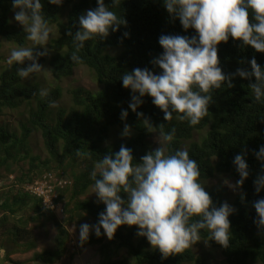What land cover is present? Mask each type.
I'll return each instance as SVG.
<instances>
[{
	"label": "trees",
	"instance_id": "16d2710c",
	"mask_svg": "<svg viewBox=\"0 0 264 264\" xmlns=\"http://www.w3.org/2000/svg\"><path fill=\"white\" fill-rule=\"evenodd\" d=\"M43 15L50 26L56 28V34L49 40L51 55L40 57L38 63L46 64L52 79L60 82L70 78L75 69L87 68L100 86L97 91L75 87L68 91L70 106L64 108L49 107L61 97V88L56 85L48 91L47 97L40 96V85L27 83L17 75L15 63L0 71V118L5 110L15 111L26 107L27 117L18 123L17 129L0 125V242L5 248V264H58L68 252L70 232L68 226L79 225L85 217L97 223L98 214L105 205L91 200H81L87 190L94 186L90 173L95 163L104 155L118 152L121 145L132 150L133 163H139L152 149L149 139L153 133L159 134L160 127L167 133L175 128V140L166 144L167 154L178 149H186L190 158L199 165V181L203 184L217 175H225L236 182L240 177L233 165L237 154L244 153L249 165V176L231 206L236 209L229 217L231 224L230 246L223 248L210 239V233L202 230L200 240L219 250L225 264H264V234L258 231L254 220L256 212L253 202L264 198V191H255L254 181L264 174V167L254 153L264 146V103H257L249 87L252 80L236 76L233 87L223 84L220 89L212 90L209 115L196 126L187 121L173 118L164 120L163 112L152 104V98L143 97V104L137 112L138 117L128 107L133 93L122 86L120 79L124 73L135 68H147L159 74L161 70L152 64L163 49L158 43L161 35H195V30L185 32L178 19L169 16L163 0H120L113 10L119 18L126 21L117 32H111L101 41L94 38L85 42L78 55L82 63L76 64L70 57L74 51L73 34L79 29L78 18L87 10L97 7L96 0H64L61 6L51 5L41 0ZM111 7L112 0H105ZM14 13L12 0H0V50L1 40L17 46H26V33L11 23ZM65 15V19L63 17ZM250 23L252 14H249ZM128 33V37H124ZM36 51H42L37 48ZM115 51V52H112ZM255 58L264 67V53L256 52L251 46L231 37L227 43L218 45L220 67L226 75H233L238 68L251 71L248 61ZM31 63L26 61L25 65ZM34 74L31 78H36ZM138 95V93L136 94ZM122 110L128 111L126 120H121ZM147 119L154 127L148 131ZM129 125L131 136L121 143L107 144L112 129ZM205 130L200 141L193 142L194 134ZM36 135L47 157L41 159L32 151L31 138ZM44 174H54L58 178L68 179L69 185L58 190V201L63 204L64 214L59 219L49 210H45L40 200L26 193L23 187ZM10 177H12L10 179ZM215 207L226 200L220 189H206ZM126 199V194L121 193ZM243 197V199H242ZM51 223L55 228L52 248L36 252L38 242L33 236L30 224L39 220ZM136 226H121L113 238H97L90 233L89 239L79 245L98 246L97 264H208L190 248L181 254L161 259L158 250H153L146 238L136 235ZM194 244L193 246H197ZM33 252L30 259L16 261L15 254ZM124 252V255L121 253ZM73 260V255L69 257Z\"/></svg>",
	"mask_w": 264,
	"mask_h": 264
},
{
	"label": "clouds",
	"instance_id": "9594fccd",
	"mask_svg": "<svg viewBox=\"0 0 264 264\" xmlns=\"http://www.w3.org/2000/svg\"><path fill=\"white\" fill-rule=\"evenodd\" d=\"M51 5L61 6L64 0H47ZM97 7L79 16V29L73 34L74 51L71 61L82 63L78 55L85 42L94 38L105 40L111 32H117L126 21L111 10L120 0H112L111 7L105 0H96ZM169 16L178 19L183 30H195V35H161L158 43L162 54L152 61L161 72L135 68L121 76L122 86L133 93L129 108L138 117L143 113L137 108L143 104V97L152 98V104L164 114L165 121L173 118L187 121L196 126L209 115L212 90L223 84L233 87L232 80H252L249 87L257 103H264V67L255 58L248 61L251 71L238 68L233 75H226L220 67L218 45L227 43L231 37L251 46L256 52L264 53V0H163ZM14 20L22 26L31 47L18 46L10 51L9 65L16 64L17 75L24 80L44 71L38 63L40 57L49 54L47 47L51 28L43 15L41 0H12ZM252 14L250 23L249 14ZM128 37V33H124ZM43 49L36 51L37 48ZM26 61L31 63L25 65ZM138 93V95H136ZM40 96L47 97L48 89L42 88ZM59 105L53 101L49 107ZM127 110H122L121 120H126ZM148 131L154 127L147 119ZM157 135L159 147L133 163L132 150L121 145L118 152L104 155L95 163L90 173L94 181L93 191L97 202L105 205L98 214L97 223L79 225L81 243L89 239L90 232L97 238L102 235L111 240L121 226H136V235L146 238L153 250H158L161 259L181 254L200 241V233L207 230L210 239L223 248L230 246L231 224L229 217L235 208L224 202L219 207L199 181L200 169L197 161L191 159L188 150L178 149L166 155V144L175 140V128L165 132L162 126ZM131 128L125 124L123 137H130ZM264 167V146L254 153ZM233 165L239 175L235 184L225 181L234 192L240 189L249 176V165L245 154H237ZM255 191H264V174L254 181ZM126 194V199L121 193ZM243 199V197H242ZM256 212L254 223L264 234V198L252 205ZM103 230V231H101Z\"/></svg>",
	"mask_w": 264,
	"mask_h": 264
},
{
	"label": "rangeland",
	"instance_id": "374dc122",
	"mask_svg": "<svg viewBox=\"0 0 264 264\" xmlns=\"http://www.w3.org/2000/svg\"><path fill=\"white\" fill-rule=\"evenodd\" d=\"M10 19L12 25H14L18 29L22 28V26L19 25L14 20V13L11 15ZM64 19H65V15L63 17V20ZM50 28H51V32H50L49 40L56 34V28L54 26H50ZM1 44L2 47L0 50V71L5 67L9 66V64L7 63V59L10 55V51L18 47L17 45L7 43L4 40H1ZM31 46H32V42L27 41L26 47H31ZM51 54L52 52L49 51L48 55ZM42 66L44 71L37 74L36 78L34 79L30 78L24 81L27 83L36 82L40 85L41 88H46L48 89V91L52 90L56 85H59V87L61 88V97L57 102V104L64 108H68L70 106V99L68 95V91L70 89L75 87H82L86 90H91V91H97L100 89V86L95 82L92 73L87 68L79 67L74 70L70 78L64 79L60 82H56L52 79L50 75L49 67L47 63L43 64ZM27 111L28 109L26 107H22L15 111L5 110L4 115L0 118V125H7L12 130L17 129L18 123L20 121H24L25 118L27 117ZM123 130L124 127L122 128L117 127L112 129L109 134V139L107 144L121 143L127 140L129 137L122 136ZM157 135L158 134L153 133V135L149 139L152 149H156L159 147V144L157 143ZM204 135H205V130L198 134H194L193 142L200 141V139ZM31 147L33 153L39 155L41 159H45L47 157L46 152L42 147L41 139L39 136L34 135L31 138ZM11 178L12 177H10V179ZM65 180L69 181L68 179ZM225 181H228L230 184H235L234 179L230 178L229 176L217 175L213 179L209 180L207 183L203 184V186L206 189H210V188L220 189L221 192L224 194L226 200L230 202L229 205L231 206V202L234 199V197L239 193V189L234 192L230 187H228L227 184H225ZM92 191H93V187L87 190L86 194L83 197H81V200H91L97 202V197L95 193H92ZM58 218L61 219V216H59ZM83 223L94 225L93 220L88 217H85V219L82 221L81 224ZM28 228L33 230L32 232L33 236L38 242V248L36 249V252L41 251V249L52 248L53 238L55 235V228L51 223H48L43 219H41L36 224H30ZM68 230L70 232V242L68 244V252L66 256L58 264H69V257L72 255H73V260L70 261L71 262L70 264H97L99 262L98 246L87 245L84 248H82L78 243L79 232L77 230V226L75 224L68 226ZM90 233H94V232H90ZM197 244H198L197 246L192 245L190 249L193 250L197 255L203 257L208 264H225L223 257L219 253V250L211 248L208 245L207 241L200 240L199 242H197ZM4 246L5 248L1 246V242H0V264H5L4 262V255L6 251L5 249L9 248V246L8 245L6 246V244H4ZM121 254L124 255V252H122ZM32 255L33 252H30L26 255L18 254L14 258L16 261L18 260L23 261L30 259ZM77 259L78 261H76ZM129 261L130 262L128 264H134V262H132L131 260Z\"/></svg>",
	"mask_w": 264,
	"mask_h": 264
},
{
	"label": "built area",
	"instance_id": "2783aa9c",
	"mask_svg": "<svg viewBox=\"0 0 264 264\" xmlns=\"http://www.w3.org/2000/svg\"><path fill=\"white\" fill-rule=\"evenodd\" d=\"M68 185L69 182L65 179L58 178L54 174H44L42 177L25 185L23 189L29 195L40 200L45 210H49L56 216H63L64 208L58 201V190H62Z\"/></svg>",
	"mask_w": 264,
	"mask_h": 264
},
{
	"label": "crops",
	"instance_id": "0c3cea01",
	"mask_svg": "<svg viewBox=\"0 0 264 264\" xmlns=\"http://www.w3.org/2000/svg\"><path fill=\"white\" fill-rule=\"evenodd\" d=\"M27 254H28V253H27ZM17 255H18V254L12 255V256H11V259L15 260L14 257H16ZM21 255H26V254H21ZM18 261H20V260H18ZM76 261H78V259H77Z\"/></svg>",
	"mask_w": 264,
	"mask_h": 264
}]
</instances>
